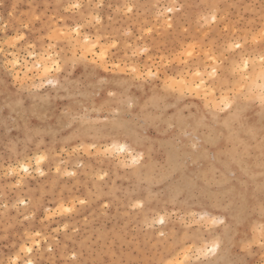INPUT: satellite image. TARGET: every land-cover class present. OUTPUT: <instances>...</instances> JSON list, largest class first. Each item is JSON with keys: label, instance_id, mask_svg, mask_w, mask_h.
<instances>
[{"label": "rangeland", "instance_id": "rangeland-1", "mask_svg": "<svg viewBox=\"0 0 264 264\" xmlns=\"http://www.w3.org/2000/svg\"><path fill=\"white\" fill-rule=\"evenodd\" d=\"M77 2L84 8H69ZM126 3L136 5L130 14L123 9ZM258 3L259 0H0V48L4 49L0 52V235L7 231L6 239L0 241V252L14 250L20 253L21 260L31 256L42 264H48L50 259L63 264L64 253L70 257L72 250L80 254L81 264H156L182 257V252L162 247L154 239V230L144 226L146 220L164 216L166 223L155 228L163 227L170 236L178 233L183 237L187 229L180 217L186 214L204 212L205 207L211 212L212 205L218 203H232L242 210L249 205L259 208L264 201V114L247 107L239 119L225 126L224 120L205 119L195 106L180 101L191 96L164 88L165 80H180L181 71L189 68L211 71V61L203 56L200 44L205 50L215 47L217 55L233 37L243 44V37L259 28L256 20L248 18L250 10L244 6ZM97 4L104 7L97 8ZM181 4L184 7L180 11H167ZM213 10L219 19L205 23L203 17ZM90 14L99 15L101 23H88ZM77 22L83 25L81 41L87 35L97 42L99 35L98 44H106L109 37L119 36V48L108 49L105 64L90 52L80 51L79 46L69 51L68 45L61 42L53 55L63 48L69 55L74 51L86 57L76 65L81 80L63 86L47 85L45 81V88L32 89L33 79L39 84L44 74L25 76V71H35L48 44H57L56 40L45 39L48 28L75 27ZM147 28L152 32L148 33ZM17 31L28 42L9 49L4 39L14 37ZM125 31L132 35L125 36ZM194 42H198L195 55L182 56ZM28 43L35 44L32 51L36 59L29 55ZM145 47L148 53L141 54ZM100 50L99 46L95 49L97 53ZM262 51L264 48L253 44L249 37L241 50L224 53L225 70L221 76L227 77L229 85L235 84L242 73L233 75V63L250 57L258 68ZM8 52L19 58L14 69L19 80L3 68L5 60L12 59L6 55ZM26 59L27 69L22 70L20 65ZM85 62L98 67L101 73L84 66ZM132 67L138 69L137 74L149 69L164 73L158 81L160 90L153 94L149 89L145 101L133 98L132 102L142 106L123 118L122 129L146 154V164L117 168L86 150L73 152V148L87 143L76 141L74 136L63 138L54 113L70 102L69 92L77 94L78 102L87 107L98 87L90 86V78L98 74H131L127 69ZM105 68L109 71L105 72ZM248 72H252L251 64ZM21 83L29 87L22 88ZM193 141L199 142V150L190 147ZM38 156L45 157L39 165ZM22 167L28 171H22ZM101 170L108 173L103 181L98 179ZM66 172L75 175L68 176ZM162 189L183 192L181 205L165 197ZM80 199L87 203L81 205ZM61 205L73 211L63 213ZM185 207L187 213L182 210ZM36 232L41 235L37 237ZM21 247H32L34 251L21 253ZM48 247L54 251L49 253ZM245 259L234 253L221 256L222 261L232 264Z\"/></svg>", "mask_w": 264, "mask_h": 264}, {"label": "clouds", "instance_id": "clouds-1", "mask_svg": "<svg viewBox=\"0 0 264 264\" xmlns=\"http://www.w3.org/2000/svg\"><path fill=\"white\" fill-rule=\"evenodd\" d=\"M244 7L246 10H250L249 19L256 20L259 28L264 26V0H259L258 4L245 5ZM68 47L69 51H71L72 47ZM54 59L59 62L60 67L59 71L52 70L50 72L49 78L55 81L54 85H71L74 81L81 80L80 72L76 71V65L80 63V59L74 51L69 55L61 48V51L54 55ZM28 63L29 61L26 59L24 64L20 65L21 69H27ZM260 65L261 57L258 68L255 62V71L248 74L242 73L241 78L232 85H229L228 81L223 79L222 76L211 77L208 75L209 71L207 69L204 72L199 71V76L196 75L197 71L191 68L187 72L181 71L180 79L186 82V88L188 89L185 91L184 96H191L192 98L180 101L185 105L195 106L205 119L212 118L214 105H217L221 98L225 96L233 101L232 111H235L239 105L247 104L248 107L258 109L261 113H264V106L261 105L258 99V96L264 91V88H262L264 80L257 79ZM84 66L89 67L93 72L101 73L98 67L94 65H88L85 62ZM145 67L147 68L148 66L146 65ZM3 68H5V63H3ZM39 68L35 66V71L28 69L25 71V76L29 74L33 77L38 76ZM8 72L14 75L12 71ZM189 72H191V75H189ZM163 75L164 73L161 72L158 79L145 78L139 80L132 73L124 75L98 74L90 78V86L94 84L98 87L87 107L78 102L77 94L69 92L70 102L63 105L58 112L54 113L60 135L63 138L74 136L78 142L96 145L91 155H95L101 162L114 164L117 168H127L121 163V161L128 159L127 153L111 159L98 157L97 153L102 151L104 147L110 146L113 142H127L136 152L142 154L137 167H143L147 160L146 154L136 147L133 138L127 135L123 129L113 127L112 119L117 115V108L121 109V114L124 118L129 114H135L142 106L136 102H132L131 107L121 105L119 103L121 94L131 96L136 101H145L148 97L149 89H153V94L160 90L158 81ZM39 84L33 79L30 87L38 90L46 87H32V85ZM24 87H29V85L25 84ZM109 92L116 93V95L109 96ZM85 110L91 118L90 122L70 118V114L83 113ZM216 116L220 117L216 121H223L228 118V110L216 112ZM162 191L163 195L172 201L173 196L176 197L175 201H173L176 206L181 205L184 199L183 192L164 189ZM262 204H264V201L261 202ZM261 205L259 208L249 205L247 209L242 210L232 203L214 204L212 205L213 210L211 212L207 210V207H205L204 212H208L219 218L220 222L216 225L208 227L204 224L189 223L188 226H185V223H183L187 229L183 237L178 233H173L170 236L163 227L155 228L153 236L162 247L179 248L182 252V257H178L177 259L183 261V264H232L230 261L225 262L221 260L222 255L229 253L247 257V259L240 261L239 264H264V233L256 230L257 226L264 221V216L261 215ZM182 210L185 213L188 212L187 207ZM25 218L28 219L29 217L26 216ZM192 219L191 215L186 214L184 216L185 222H190ZM159 231L164 232L163 237L159 235ZM6 236L7 231L3 235H0V241L5 240ZM213 242L218 244L215 253H209L208 255L197 253V248L203 249L206 244L210 245ZM188 248L191 251L188 253V259L185 260L184 255ZM23 252L25 251L21 247V253ZM29 259L34 264H42L41 260L33 259L31 256H27L21 260L20 253L14 250L0 252V264H26ZM48 264H57V261L50 259ZM156 264H166V261H157Z\"/></svg>", "mask_w": 264, "mask_h": 264}, {"label": "snow or ice", "instance_id": "snow-or-ice-1", "mask_svg": "<svg viewBox=\"0 0 264 264\" xmlns=\"http://www.w3.org/2000/svg\"><path fill=\"white\" fill-rule=\"evenodd\" d=\"M13 7H15V5H13ZM89 7H92V5H89ZM95 7L97 8H103L104 5L103 4H97L95 5ZM136 7V5L134 4H124L123 5V9L125 10L126 14H130L133 12L134 8ZM184 5L181 4L178 7H169L167 9V11L169 13L173 12V11H180L181 9H183ZM210 9H215L216 6L215 5H208L207 6ZM70 9H83L84 5L81 3H73L71 5H69ZM68 9H66L67 11ZM120 8H117V11H119ZM9 15L11 16L12 13L9 12ZM205 23H207L209 20L212 23H216L217 20L219 19L218 16L216 15L215 11H211L209 13L208 16L203 17ZM95 21V23L100 24L101 23V18L99 15L96 14H90L89 16H87V22L91 23L92 21ZM83 27V25H81L79 22H77V26L75 27H66V28H62L58 25H53L50 26L48 28V35L45 37L46 40L48 41H53L56 40L57 44L53 45L51 43L48 44L47 50L42 53L40 55V60L41 61H45L42 64H37V67H43L44 69V75L41 77L40 80V84L39 85H32V87H44L45 86V81L47 83V85H54L55 81L49 78V73L52 70L55 71H59L60 67H59V62L57 60L54 59V55L52 54L54 49L57 47L61 46V42L66 43L68 46L70 47H76L79 46V50L80 51H84V52H90L93 57L98 58L99 61L103 62L106 64L107 60H106V55H107V51L108 49H117L120 46V39L119 36H111L107 39V43L106 44H98V41L101 39V37L98 35L97 36V42H93L92 39L85 35L83 37V40L81 41V28ZM168 27L171 28L172 25L171 23H168ZM4 29H7V25L4 26ZM226 32L228 31V28L225 27L224 29ZM142 31H144V29H142ZM146 31L148 33L152 32L151 28H147ZM125 36H131L132 33L131 31H125L124 32ZM249 37L251 39V42L253 44H257L259 45L261 48H264V26H261L258 29H253L251 30V32L246 35L245 37H243V44L240 42L239 39H236L235 37H233V40L228 42L226 44V46L224 47V51L220 52L219 55H217V52L215 50V47L212 48H208V49H204V46L202 44H200L199 46L201 47V51L204 57H206L208 60L211 61V71H209L208 75H210L211 77L215 78V77H219L221 76V71H224V53L225 52H232L233 50H241L248 42H249ZM27 38L25 37V35H23L21 32L17 31L16 35L14 37L11 38H5L4 39V43L8 46L9 49H15L18 48L22 45V43H27ZM100 47L101 50L97 53L95 51V49L97 47ZM198 46V42H194L192 44L189 45V49L190 50H186L184 53H182V56H187L189 58L193 57L195 55V49ZM35 44L32 43H28V48H29V55L33 57V59H36V53L34 51H32L35 48ZM129 47H131V45H129ZM3 48H0V51H3ZM148 48L145 47L142 50H140L141 54L144 53H148ZM137 53L134 52L133 55H136ZM6 55L8 56H12V59H8L5 60V70L6 71H12L14 73V78L19 80V74L16 73L14 71V69L16 68V66H18L19 63V58L18 56H16L14 54V52H8L6 53ZM261 65H260V70L257 73V79L258 80H264V51L261 52ZM79 59H86V57H79ZM163 57L161 58V60L163 61ZM97 62V59L93 60V63L95 64ZM182 63H187V61L182 60ZM252 65V71H255V61L253 59L246 58V59H242L241 63H233L230 71L233 73V75L237 74V73H243V74H248V69H249V65ZM11 66V67H10ZM75 66V65H74ZM114 68H119L120 65H114ZM108 69L105 68V71H107ZM129 72H131L132 74L135 75L136 79H158L159 78V71L153 72L151 69H149L146 73H138V69L136 67H132L127 69ZM196 75H200V72L197 71ZM223 79L227 80V77L224 76ZM203 83V82H202ZM182 86V87H179ZM21 87H24V84L21 83ZM164 88L166 90H170L172 92H176L179 91L181 95H184L185 91L188 90L186 88V82L182 79L180 80H175V79H171V80H165L164 81ZM262 88H264V86H262ZM109 96H115L116 93L113 92H109L108 93ZM247 99V98H245ZM258 99L261 102V105L264 106V91L261 92V94L258 96ZM132 101L133 98L131 96H127L124 94H121L120 96V100L119 103L121 105L127 106V107H131L132 106ZM248 107L247 104H243V105H239L237 106L235 111H232L233 108V101L231 99H229L228 97H222L221 100L219 101V103L217 105H214V111L212 112V119L213 120H219L220 117L216 116V112H223L225 110H228V119L224 120L225 126H229L231 120H235V119H239L240 118V112L246 110ZM117 115L116 117H114L112 119V125L114 128H119L122 129L124 127V119H123V115L121 114V109L117 108L116 109ZM264 114V113H262ZM70 118L71 119H79L80 121H89L90 122V117L87 114V111L85 110L83 113H77V114H70ZM190 147L194 150H199V142L198 141H193L190 145ZM96 145L94 144H82L77 148H73L72 151L76 152V151H80V150H86L89 152V154H91V152L93 150H95ZM123 153H127L128 154V159L126 161H121L122 164H124L125 167H135L138 165V162L141 160V153L136 152L131 145H129L127 142L125 143H120V142H113L110 146L104 147L102 149V151H99L97 153L98 157H103V158H115V157H119L121 154ZM45 157L43 156H38L36 158V163L37 165H39L41 163V161L44 159ZM24 172L28 171L27 167H22L21 169ZM39 170V169H38ZM57 171L59 172L60 170L57 169ZM101 173H98V179H100L101 181H103L105 179V177L108 175L107 172H103V170H101ZM41 175H43V173H40ZM65 175L68 176H73L75 175L74 172H66ZM262 190H264V185H262ZM175 196H173V201H175ZM20 203H23V201H20ZM79 203L81 205H84L87 203V201L85 199H80ZM138 206V205H134ZM5 207H7V205H5ZM60 211L63 213H70L71 211H73L72 208L69 207H64L63 205H61ZM190 215L193 217V219L190 222H185L184 221V217H180L181 222L185 223V226H188L189 223L191 224H204L206 226L212 227L214 225H216L217 223L220 222L219 218L213 214H210L208 212H200V213H196V212H192L190 213ZM261 215L264 216V204L261 205ZM159 224V225H164L165 224V217L164 216H160L158 218H154L151 222L149 221H145V227L149 228V229H153L155 230V226ZM67 227V225H65V228ZM257 231H260L262 233H264V221H262L256 228ZM57 231H59V229H57ZM35 235L37 237H39L41 235L40 232H36ZM159 235L161 237L164 236V232L163 231H159ZM35 243V242H34ZM36 247H39V244L35 245ZM82 246H83V242H82ZM218 248V244L216 242L211 243L210 245L206 244L205 247L203 249L201 248H197L196 251L197 253L203 254V255H208L209 253H215L217 251ZM23 251L31 254L34 251V248L32 247H23ZM47 251L49 253L53 252L54 249L52 247H48ZM191 251L190 248L186 249L185 255H184V259H188V253ZM64 259H63V264H81V260H80V254H78L75 250L71 251V256L68 257V253L65 252L64 253ZM166 264H183V261L178 260V259H166ZM26 264H34V262L29 259L27 260Z\"/></svg>", "mask_w": 264, "mask_h": 264}, {"label": "bare ground", "instance_id": "bare-ground-1", "mask_svg": "<svg viewBox=\"0 0 264 264\" xmlns=\"http://www.w3.org/2000/svg\"><path fill=\"white\" fill-rule=\"evenodd\" d=\"M42 63H44V61L39 60L37 64H42ZM39 72H41L42 74H44V69H43V67H40V68H39Z\"/></svg>", "mask_w": 264, "mask_h": 264}]
</instances>
